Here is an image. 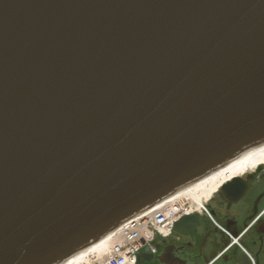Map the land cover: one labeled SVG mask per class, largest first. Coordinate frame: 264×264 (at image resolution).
<instances>
[{
    "label": "water",
    "instance_id": "water-1",
    "mask_svg": "<svg viewBox=\"0 0 264 264\" xmlns=\"http://www.w3.org/2000/svg\"><path fill=\"white\" fill-rule=\"evenodd\" d=\"M263 144L264 0H0V264H60Z\"/></svg>",
    "mask_w": 264,
    "mask_h": 264
},
{
    "label": "flooded vegetation",
    "instance_id": "flooded-vegetation-1",
    "mask_svg": "<svg viewBox=\"0 0 264 264\" xmlns=\"http://www.w3.org/2000/svg\"><path fill=\"white\" fill-rule=\"evenodd\" d=\"M235 166L214 176L220 183L207 194V214L191 218L189 233L139 264H264V163L241 173Z\"/></svg>",
    "mask_w": 264,
    "mask_h": 264
},
{
    "label": "bare ground",
    "instance_id": "bare-ground-1",
    "mask_svg": "<svg viewBox=\"0 0 264 264\" xmlns=\"http://www.w3.org/2000/svg\"><path fill=\"white\" fill-rule=\"evenodd\" d=\"M236 162L240 163V165L237 166L236 170H235L239 173H241L245 169L246 170L249 169L250 166L253 167V166L258 165L259 163H264V148L262 150H258V151H254V152H251L249 154H246L245 156H243L241 159L237 160ZM218 179L215 180L214 177H211V178L201 182V184L197 185L195 188L200 190V195H202V193H203L202 187H205L207 194H209L210 190H212L213 188H216L218 183H220V182H218ZM187 195H189V193L182 194L181 196H179L178 199H176L174 202H172V204H177V206L182 210H185V209L189 210V211L195 210L197 207V202L199 201L198 196H196L195 198H193L191 196L184 198ZM173 210H174V207H166L162 211V214H164V217L167 218ZM145 221H146V218L143 219V222H145ZM101 243H102V241L99 242L96 246L91 247L90 249L85 250L80 254L81 255H87L91 252H96V248H98V246ZM98 255H100V253L96 254V256H98ZM75 261H76V258L71 259L66 264H74ZM90 261H91V259H89L87 261V263Z\"/></svg>",
    "mask_w": 264,
    "mask_h": 264
}]
</instances>
